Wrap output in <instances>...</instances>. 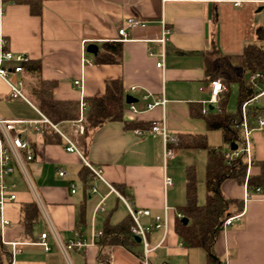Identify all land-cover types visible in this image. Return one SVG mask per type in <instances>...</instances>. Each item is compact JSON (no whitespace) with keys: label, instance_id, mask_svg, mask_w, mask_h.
I'll return each instance as SVG.
<instances>
[{"label":"crops","instance_id":"0c3cea01","mask_svg":"<svg viewBox=\"0 0 264 264\" xmlns=\"http://www.w3.org/2000/svg\"><path fill=\"white\" fill-rule=\"evenodd\" d=\"M130 17L147 23L128 27L122 39L119 29ZM163 22L170 30L164 44V70L157 65L163 50L159 41ZM0 37L8 41L7 49L30 57L21 74L28 100L11 98L8 84L0 77L1 120L41 123V113L50 119L39 97L42 85L48 86L50 96L58 101L79 102L81 97L103 96L112 80L122 83L125 94L123 118L108 120L91 131L86 150L78 145L83 157L68 151L61 134L50 125L43 132L32 126L26 130L23 123L11 129V134L23 131L22 137L31 143L34 159L27 166L40 203L19 170L8 177L15 184L17 200L5 205L4 216L9 223L2 226L0 219L3 264H105L102 254L110 264H140V256L123 245L103 248L101 237L94 245L71 250L69 259L52 232L51 248L46 250L40 244L42 232L51 225L66 242L77 234L89 238L95 231L103 232L107 222L121 223L129 213L117 192L130 196L136 208L151 210L152 215L143 218L145 224L169 207L168 232L148 233L153 247L150 264H208L206 251L188 247L175 230L179 208L186 203L187 169L195 167L196 157L203 153L201 149L178 146L176 155L165 159L161 135L146 128L165 117L168 129L179 137L207 135L205 119L192 114V107L204 111L218 106V102L211 101L206 59L215 50L216 56L223 57L237 74L243 73L245 46L264 43V0H0ZM105 42L121 43V51L114 62L98 63L97 53L89 52L87 47L96 44L101 52ZM244 76L249 82L251 73ZM76 79H82V86L75 85ZM234 84L238 85L226 84L219 100ZM133 86L137 87L135 91ZM145 93L150 96L144 98ZM163 94L167 99L165 107L147 108V103ZM128 95L136 100L127 102ZM251 108L250 124L256 126L257 118L264 117V92ZM74 120L54 123L77 143L79 133L75 132ZM1 129L0 125V132ZM135 129L145 131L139 135ZM223 147L227 149L228 144ZM252 153L254 161L264 160V129L253 130ZM84 159L102 168L104 180ZM202 160L197 179L204 181L205 190L207 153ZM61 169L67 175L60 176ZM252 170L257 173L259 167ZM165 175L173 180L167 188ZM261 187V193L244 202L241 215L225 233L222 231L216 245L222 260L227 254L231 264H264V186ZM222 188L228 196L244 200V184L228 179ZM205 200L206 190L204 195L198 194L199 203ZM33 202L38 204L39 212L31 223L27 221L25 205ZM13 243L21 248L16 254ZM135 248L143 253L142 245Z\"/></svg>","mask_w":264,"mask_h":264},{"label":"trees","instance_id":"16d2710c","mask_svg":"<svg viewBox=\"0 0 264 264\" xmlns=\"http://www.w3.org/2000/svg\"><path fill=\"white\" fill-rule=\"evenodd\" d=\"M120 44L103 43V50L96 54V62L108 63L117 60L116 55H119L121 51ZM216 52L215 50L210 52L209 57L206 59L207 75L211 81L218 78L222 79L225 86L230 85L232 82L238 84L237 111L227 112L226 103L228 100H226L227 95H224L218 101V106L208 107L206 112L201 107L199 109L192 107V114L202 116L206 121L208 130H222L224 142L228 144V147H232L233 143L238 144L243 141L241 127L242 104L258 94L261 88L264 87V43L245 46L243 50V73L241 74H237L223 57H217ZM28 64L29 62L26 65ZM247 72L251 74L260 72L262 74L259 79L262 85L261 88L246 80L244 73ZM39 97L45 105L44 111L53 122L79 117L78 101L54 100L50 96L46 85H42ZM85 100L87 102L85 131L83 134L76 135L77 143L83 150L87 148L86 138L91 131L108 120H121L123 118L125 105L123 85L119 80H112L107 83L105 95L85 97ZM249 115V119L253 118L251 107H249ZM179 147L206 150V200L204 203H199L197 170L194 166L188 167L186 172V203L179 208V212L182 213L183 217H187L188 221L184 222L183 217H176L175 230L188 247H201L206 251L208 264H218L222 260L216 251L217 242L223 231L221 225L226 218L240 214L244 208V200L228 196L223 191L222 185L228 179L238 184H244L247 176V161L243 156L228 161L225 158L226 148L210 145L206 134L182 136L180 137ZM256 165L259 167V172L254 173L252 170L247 178L250 189L256 186H264V160L254 161L253 168ZM25 206L27 212H29L27 221L32 223L36 213L39 212V206L36 202ZM31 212L33 213L31 214ZM132 224L133 220L130 215L119 224L112 225L107 222L103 229V235L99 240L100 244L103 248L110 244H120L136 255L141 256L142 250L135 248L141 243L131 234ZM3 252L4 246L0 232V264H3ZM101 256L105 264H110V260L104 254Z\"/></svg>","mask_w":264,"mask_h":264},{"label":"built area","instance_id":"2783aa9c","mask_svg":"<svg viewBox=\"0 0 264 264\" xmlns=\"http://www.w3.org/2000/svg\"><path fill=\"white\" fill-rule=\"evenodd\" d=\"M147 21L143 20L139 17H130L124 20L123 26L119 29V34L122 35V39L127 36V28L128 27H136V26H144ZM170 30L165 26V22H163V34L159 41L163 45V50L160 55V59L157 62L158 67L165 69V48L164 44L167 40H169ZM8 41L4 37H0V77L6 81L10 90L11 98H21L28 100L26 94L23 90V80L21 79V74L24 71L25 65L30 61V57L25 53H16L9 49H7ZM88 62H91L88 60ZM262 74L260 72H255L251 74L249 82L254 86L261 88V84L259 82ZM75 85L82 86V79H76ZM137 89L136 86L132 87V91ZM210 89L212 93V102L219 101V95L226 90V86L221 79L212 80L210 83ZM264 92V87L261 88V91L254 95L249 100L245 101L242 104L241 112H242V133H243V141L237 144V148L234 149L232 147H228L225 152V158L228 161H232L240 156H243L247 161V176L244 183V202L252 199L255 195L261 193L262 187L256 186L253 189H250L247 184V178L251 173L254 158L252 153V132L254 129H264V117L257 118V125L252 126L250 124V115H249V107L252 106L253 102L258 99V97ZM150 96L149 93L144 94V98H148ZM167 103V99L163 94L161 97L154 99L153 101L147 103V108L152 109L156 106L165 107ZM87 107V102L85 97H81L79 101V117L72 121L75 125V132L79 134H83L85 131V111ZM130 107L134 108V104L130 103ZM207 111V108L204 110ZM42 120L33 121V120H11L4 121L0 119V125L2 127L0 132V219L2 222V226L7 225L9 220L4 216V208L8 202L17 200V193L15 191V184L13 182L8 181V177L12 175L16 170H19L20 173L24 176L25 180L28 182L30 187L36 194L37 200L40 203V199L38 193L35 189L33 180L30 176L28 170V162L34 159V151L32 149L31 143L27 138L22 137L23 131H18L15 134H11V129L16 128L17 123H23L25 125L24 129H28V127L32 126L37 131L43 132L47 125H50L52 128L57 130L63 139L66 142V149L68 151L77 152L83 157V152L79 148L76 141L67 133L62 131L60 127L51 121L46 115L41 113ZM147 130L157 133L161 135L164 143V158L167 159L169 157H173L176 155L180 137L177 133L171 132L166 124L165 117L161 120H154L149 124ZM23 130V129H22ZM145 129H135V132L139 135L143 134ZM85 164L93 171V173L104 180L102 168L94 166L91 162L84 159ZM60 176L67 175V172L63 169L59 170ZM173 180L170 176L165 175L164 177V186L167 188L172 185ZM109 186L113 188L111 184ZM72 191H76V187L72 186ZM96 191V188H92V192ZM118 196L124 202L128 209V213L133 220V224L131 226V234L133 237H140L141 245L143 247V253L140 256V264H150L149 263V253L153 249L149 240L148 233L153 230H162L165 234L169 230V207L165 206L163 214H155L153 215V221L149 224H145L143 222V218L151 216V210L147 208H136L133 206L131 197L121 194L117 192ZM103 204V203H102ZM104 209V205L102 206ZM241 215L236 214L229 216L222 223L221 227L223 232L225 233L230 225ZM178 216L183 217L181 212H178ZM50 232L53 233L56 243L62 253L69 259V252L71 250H82L90 245H94L97 243V239L103 235L102 231H95L92 233L91 237H86L82 234H77L74 238L68 241H62L59 237L56 229L51 225L49 230L42 232L40 244L44 246L46 250L51 248L50 245ZM21 251V248L18 247L17 243H13V254ZM218 264H231L229 256L226 254V257L221 260Z\"/></svg>","mask_w":264,"mask_h":264},{"label":"rangeland","instance_id":"374dc122","mask_svg":"<svg viewBox=\"0 0 264 264\" xmlns=\"http://www.w3.org/2000/svg\"><path fill=\"white\" fill-rule=\"evenodd\" d=\"M224 92V91H223ZM222 92V93H223ZM227 95L226 100V110L227 112H236L237 111V102H238V85L234 84V86L232 88H230V91L228 93H225V96ZM218 105V104H217ZM207 140L208 143L212 146H224L225 142L223 139V132L220 129H214V130H209L207 133ZM224 148V147H223ZM201 152L203 154H201V156L199 155L198 157H196V170H198V166H201V164L203 165V160H202V155H203V159L204 156H206V152L204 149H201ZM204 181H198V194L199 196L204 195ZM204 201V197L201 198V202Z\"/></svg>","mask_w":264,"mask_h":264},{"label":"water","instance_id":"95a60500","mask_svg":"<svg viewBox=\"0 0 264 264\" xmlns=\"http://www.w3.org/2000/svg\"><path fill=\"white\" fill-rule=\"evenodd\" d=\"M88 51L89 52H92V53H97L98 52V46L96 44H90L88 45L87 47ZM127 102H132L134 100H136L134 97H132L131 95H128L127 98H126ZM232 148L236 149L237 148V144L236 143H233L232 144ZM183 221L184 222H187L188 221V218L187 217H183ZM135 239L140 242L141 239L140 237L136 236Z\"/></svg>","mask_w":264,"mask_h":264}]
</instances>
